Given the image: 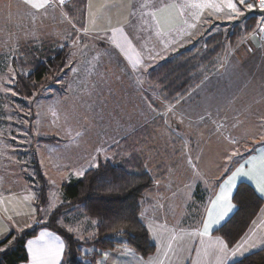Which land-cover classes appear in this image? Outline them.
I'll return each mask as SVG.
<instances>
[{
	"label": "rangeland",
	"instance_id": "374dc122",
	"mask_svg": "<svg viewBox=\"0 0 264 264\" xmlns=\"http://www.w3.org/2000/svg\"><path fill=\"white\" fill-rule=\"evenodd\" d=\"M140 2L88 0L86 15L74 21L62 6L34 15L23 0H0V219L13 217L6 224L15 222L17 228L27 224L23 227L29 229L36 221H49L55 208L64 202V184L81 177L76 173H85L93 168L90 165L101 161L121 163L138 152L146 155L148 171L155 182L146 192L143 212L179 226L197 224L222 174L263 142L264 32L260 28L264 27V15L251 12L259 8H242L244 14L234 19H228L227 9L221 13L204 12L196 24L200 28L197 37L183 46L193 45L199 39L195 42L196 53L202 54L206 39L219 28H224L226 34L239 29L241 36L235 47L227 40L210 74L189 94L171 104L155 95L149 80L150 71L174 51H165L169 37L158 38L154 32L139 31V21L136 27L124 25L148 65L144 71L133 69L131 62L100 31L110 26L109 18L112 27L117 26V21H131L134 9L130 6ZM89 3L96 13L97 31L85 35ZM251 16H257V25L246 33L245 19ZM237 24L241 28L235 27ZM184 29L191 33L187 27ZM29 43L70 47L68 77L58 75L57 82L42 86L31 98L18 94L12 87L21 71V51ZM148 95L154 96L157 107ZM153 121L156 126L145 134L144 129ZM138 131L141 135L133 146L122 142ZM49 137L56 140H42ZM231 140L238 143L233 145ZM233 150L238 155L228 160L227 155ZM189 156L200 177L194 175L187 163ZM36 161L49 182L47 200L42 205L32 180L36 177ZM28 196L32 199L26 200ZM65 214L59 224L65 230L76 228L78 231L72 234L87 239L84 229L91 224L86 226L89 220L82 211L67 208ZM81 247L80 258L89 262L84 253L90 255L95 248Z\"/></svg>",
	"mask_w": 264,
	"mask_h": 264
},
{
	"label": "trees",
	"instance_id": "16d2710c",
	"mask_svg": "<svg viewBox=\"0 0 264 264\" xmlns=\"http://www.w3.org/2000/svg\"><path fill=\"white\" fill-rule=\"evenodd\" d=\"M87 5L88 0H65L62 7L75 21L79 16L86 15ZM256 18L257 16H251L245 19L244 32L249 33L257 25ZM235 27L238 28L240 25L237 24ZM224 30L219 28L208 36L202 54L196 53L198 45L195 42L199 40L197 39L193 45L183 46L170 53L152 69L149 80L154 86L155 95L163 102L174 104L196 88L205 76L210 74V68L226 48V41L229 40L232 47L237 45L241 36L239 29L229 34ZM21 52L23 53L19 60L21 71L17 73L12 85L18 94L31 98L42 86L57 82L58 75L65 79L68 77L66 71L70 47L67 44L39 46L29 43ZM15 63L17 64L16 60ZM148 96L153 104L158 103L153 95ZM155 124L157 122L153 121L147 125L144 129L145 134L148 133L147 129L153 128ZM140 135L139 131L135 132L122 142L133 146V143L138 141L135 139H139ZM42 140L53 142L56 138ZM147 162L146 155L143 156L140 152L123 159L121 163L101 161L98 167L88 169L82 177L64 184V202L55 208L49 221L39 222L32 228L24 229L22 233L9 234L8 239L16 236L11 245H7V241L0 243V246H7L5 251L0 252V264L27 262L29 260L27 241L37 236L43 228L56 231L66 241L67 254L62 264H93L80 258L83 255L81 245L95 248L93 258L120 246H126L142 258L149 257L155 252L156 245L140 217L144 205H147L146 192L155 184L153 174L148 171ZM34 169L36 177L32 180L38 194L37 198L39 197L42 205L47 200L49 182L39 161L35 162ZM240 185L252 189L247 182H240L238 186ZM263 205L264 200L257 194L250 195L244 205L223 223L220 230H215L214 234L222 236L231 247L242 238ZM67 208L71 210L79 208L82 211V215L94 224L96 232L93 236L79 239L59 224L60 220L66 217ZM233 264H264V248L244 256Z\"/></svg>",
	"mask_w": 264,
	"mask_h": 264
},
{
	"label": "snow or ice",
	"instance_id": "6c2138e0",
	"mask_svg": "<svg viewBox=\"0 0 264 264\" xmlns=\"http://www.w3.org/2000/svg\"><path fill=\"white\" fill-rule=\"evenodd\" d=\"M23 4L30 10H33V14L36 15L40 13L46 14L49 8L63 6L65 0H23ZM130 7L134 9L130 13V16L133 18L131 21L127 19L124 23L117 21V26L112 27L111 19L109 18L108 24L110 26L100 29V31L104 32L111 43L131 62L133 69L140 70L143 68L146 71L148 65L144 62L141 53L132 44L128 33L125 32V24L130 23L133 27H136V22L139 21V31L154 32L156 37L165 38L175 32L185 31L181 25L195 28L206 10H210L211 14L225 12L227 9L226 15L228 19H234L244 14L241 10L242 8L252 10L258 7L261 12H264V0H258V4H254L252 0H141L138 6L131 5ZM89 9L88 26L83 28L85 35L97 31L96 13L91 11V3H89ZM189 19L193 22L189 23ZM261 19L264 20V17ZM260 31L264 32V27H261ZM188 35H191V33H188ZM118 37L122 38L123 42ZM97 38L100 37L97 36ZM73 43L75 44V41ZM70 70L76 71L75 68H71ZM13 94L15 95V93ZM168 110L171 111L172 107L169 106ZM200 119L203 120L204 117L201 116ZM180 122L183 123V120ZM79 135L80 133L77 132V136ZM230 143L235 145L238 141L231 140ZM236 155H238V152L233 150L230 155H227V158L231 160ZM187 163L191 166L194 175L200 177L197 166L192 162L190 156L187 158ZM249 163H251V167L247 170L244 166L236 167L225 181L217 185L219 192L215 194V199L210 200V207L206 210V217L201 221L202 230H198L196 233L201 237L207 238V241H201L203 251L205 256L211 255L214 258L215 264H226L229 257H244L252 249L257 248L259 245H264V237H261L259 240L254 239L255 233L251 228L240 242H236L231 247L229 242L222 236H213L212 234L214 228L216 230L222 228L223 222L227 221L230 214L241 208L250 195L257 194L261 199H264V153H261L258 161L254 159ZM90 167H98V165L93 164ZM76 175L82 177L84 171L82 170L76 173ZM240 177H246L254 182L251 190L245 188L243 185L238 186L237 181ZM25 199H32V196L25 197ZM261 211L264 212V209ZM140 217L142 219L145 218L143 211L140 212ZM7 219L8 221H13L12 216H8ZM252 223L255 225L256 221ZM28 226L27 224L24 225V227ZM149 227L151 228V226ZM13 230L17 233H22L24 228H17L16 223L12 222L7 230L0 232V243L7 241V245H11L14 242L16 240L15 235L11 236V239H8L9 233ZM66 231L76 233L78 230L67 227ZM152 234L159 238L158 231H153ZM176 238L175 235L170 236L165 255H167V252L173 251V241ZM27 247L32 256L31 264H61V258L65 251L64 241L55 236L54 233L48 231H42L35 240H29ZM5 250L6 247H0V252ZM127 251L130 252L132 250L128 249ZM104 255L106 257L108 253H104Z\"/></svg>",
	"mask_w": 264,
	"mask_h": 264
},
{
	"label": "crops",
	"instance_id": "0c3cea01",
	"mask_svg": "<svg viewBox=\"0 0 264 264\" xmlns=\"http://www.w3.org/2000/svg\"><path fill=\"white\" fill-rule=\"evenodd\" d=\"M189 23L192 22L189 20ZM181 27L185 28L187 27V25H181ZM188 29L191 31V33H195V34L188 35L187 32L185 31L175 32L171 34L169 36L170 42L167 44V49L165 51L174 50L172 52H175L179 47H183L184 44L186 43L190 44V42H192L197 37L196 36L197 30H199L200 28L197 25L195 28H188ZM143 89L145 90L146 87H144ZM261 153H264V140L263 142L260 141L259 145L253 150L252 149L248 150L246 154L242 157V159L239 162H237L231 170H227L224 176L222 174V176L220 177L221 179L216 183L215 187L212 189L211 193L209 194L205 203V207L202 210L201 216L199 217L197 224L179 226L171 221L163 219L162 217H158L153 214L149 215L148 213L146 214L144 212L145 218H143V220L149 230L152 241L156 245L155 252L151 254L149 257L142 258L132 251L129 252L127 251L128 248L126 246H120L115 250H108L102 252L100 255H98L95 258L91 257L94 251L90 255L85 253L84 255H86V258L89 261V263L93 262V264H215L214 258L211 255L205 256L203 251V246L201 244V241L202 240L207 241V238L201 237L196 233L198 230H202L201 221L206 217V210L210 207V200L215 199V194L219 192V187H217V185L225 181L228 178V176L231 174V172L235 170L236 167L244 166V168L247 170L249 167H251V163L249 162L253 161L254 159L258 161ZM240 182H247L252 187L254 186V182L246 177H240L237 181V184H239ZM34 202L36 205L35 200ZM262 209H264V205L262 206L261 210ZM261 210L253 220L256 221V224L253 225V223H251V225L248 227L242 238L245 237V234L249 232L250 228L253 229L255 233V236L253 237L254 239L259 240L261 237H264V212H262ZM232 214H230L229 217H231ZM7 218L8 217L3 219V217L1 216L0 224H3L4 226L3 228L0 227V232H3L9 228V224H6V220H8ZM37 223L39 222L36 221L35 224ZM89 224H91L89 228L86 227L84 229V237L87 236L88 238L93 236L94 234V227L92 226V223L87 222L86 226ZM149 226H151V228ZM215 230L216 229L214 228L212 233L213 236H220L214 234ZM42 231L52 232L55 234V236H58L61 240L64 241L65 251L61 258V264H62L66 259L67 243L59 233L48 228H43L39 231L37 236L32 237L29 240H35L37 237H39ZM153 231H158L159 238L153 236L152 234ZM15 232L16 231L13 230L9 234ZM172 235H175L177 237L176 240L173 241V251L167 252V255H165V252L167 251V242L170 236ZM242 238L238 242H240ZM87 247L93 248L91 246H87ZM262 248H264V245H259L257 248L252 249L248 254L254 251H258ZM27 251H28V247H27ZM28 253H29V260L22 264H31L32 256L29 251ZM104 253H108V255L105 257ZM242 258L243 257H239V256L235 258L229 257L226 264H233Z\"/></svg>",
	"mask_w": 264,
	"mask_h": 264
},
{
	"label": "water",
	"instance_id": "95a60500",
	"mask_svg": "<svg viewBox=\"0 0 264 264\" xmlns=\"http://www.w3.org/2000/svg\"><path fill=\"white\" fill-rule=\"evenodd\" d=\"M252 13H260V14H263L264 15V12H261V10L260 9H256V10H253V11H251ZM250 12V13H251Z\"/></svg>",
	"mask_w": 264,
	"mask_h": 264
},
{
	"label": "built area",
	"instance_id": "2783aa9c",
	"mask_svg": "<svg viewBox=\"0 0 264 264\" xmlns=\"http://www.w3.org/2000/svg\"><path fill=\"white\" fill-rule=\"evenodd\" d=\"M258 4V0H254Z\"/></svg>",
	"mask_w": 264,
	"mask_h": 264
}]
</instances>
